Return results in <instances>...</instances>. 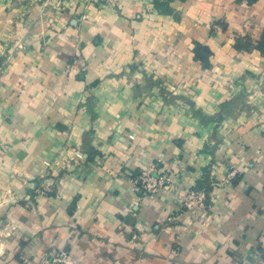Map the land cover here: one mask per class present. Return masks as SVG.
<instances>
[{
  "label": "crops",
  "instance_id": "0c3cea01",
  "mask_svg": "<svg viewBox=\"0 0 264 264\" xmlns=\"http://www.w3.org/2000/svg\"><path fill=\"white\" fill-rule=\"evenodd\" d=\"M60 1L0 0V264H264V0Z\"/></svg>",
  "mask_w": 264,
  "mask_h": 264
},
{
  "label": "built area",
  "instance_id": "2783aa9c",
  "mask_svg": "<svg viewBox=\"0 0 264 264\" xmlns=\"http://www.w3.org/2000/svg\"><path fill=\"white\" fill-rule=\"evenodd\" d=\"M57 5L61 4L60 0H54ZM100 1L105 5L116 7L119 5V0H94ZM234 172L229 174L227 181L232 179ZM134 190L141 198L156 195L162 188L175 186L174 176L172 170L154 163L142 169V171L133 179ZM52 191V184H40L37 189V194L46 195ZM183 205L188 211H195L198 216L203 217L207 215L211 207L209 192L205 189L191 186L186 190ZM36 264H79L72 261L70 252L66 250H52L46 254Z\"/></svg>",
  "mask_w": 264,
  "mask_h": 264
},
{
  "label": "trees",
  "instance_id": "16d2710c",
  "mask_svg": "<svg viewBox=\"0 0 264 264\" xmlns=\"http://www.w3.org/2000/svg\"><path fill=\"white\" fill-rule=\"evenodd\" d=\"M263 43H264V37H263ZM263 50H264V48H263ZM211 54H212V52H211L210 48H208L207 46H203L200 44L197 45L196 56L204 62L205 66L209 64V58H210ZM198 188H200V187H198Z\"/></svg>",
  "mask_w": 264,
  "mask_h": 264
},
{
  "label": "rangeland",
  "instance_id": "374dc122",
  "mask_svg": "<svg viewBox=\"0 0 264 264\" xmlns=\"http://www.w3.org/2000/svg\"><path fill=\"white\" fill-rule=\"evenodd\" d=\"M52 2H53V0H52ZM54 3H56L55 1L53 2V4ZM45 176H46V174H45ZM49 176H50V174H49ZM41 179H44V177H42ZM50 251H52V250H49V251H47V252H45V254L40 258V260L46 255V254H48ZM67 251V250H66ZM69 252V251H68ZM70 254H71V252H70ZM40 260H38L36 263H38ZM35 263V264H36Z\"/></svg>",
  "mask_w": 264,
  "mask_h": 264
}]
</instances>
